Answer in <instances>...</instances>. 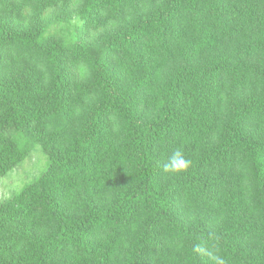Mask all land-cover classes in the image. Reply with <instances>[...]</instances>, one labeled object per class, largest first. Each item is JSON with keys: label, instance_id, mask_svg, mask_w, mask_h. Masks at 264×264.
Listing matches in <instances>:
<instances>
[{"label": "trees", "instance_id": "16d2710c", "mask_svg": "<svg viewBox=\"0 0 264 264\" xmlns=\"http://www.w3.org/2000/svg\"><path fill=\"white\" fill-rule=\"evenodd\" d=\"M36 148L0 264H264V0H0V180Z\"/></svg>", "mask_w": 264, "mask_h": 264}, {"label": "rangeland", "instance_id": "374dc122", "mask_svg": "<svg viewBox=\"0 0 264 264\" xmlns=\"http://www.w3.org/2000/svg\"><path fill=\"white\" fill-rule=\"evenodd\" d=\"M47 160L40 148L24 161V163L13 169L3 179L0 180V202L7 199L13 193H17L21 188L32 182L41 172Z\"/></svg>", "mask_w": 264, "mask_h": 264}, {"label": "clouds", "instance_id": "9594fccd", "mask_svg": "<svg viewBox=\"0 0 264 264\" xmlns=\"http://www.w3.org/2000/svg\"><path fill=\"white\" fill-rule=\"evenodd\" d=\"M82 71H87L84 66H81ZM191 166V160L187 159L180 148H176L167 161L162 165L163 172L169 174H180ZM220 237L215 233H210L208 240L193 245V251L204 255L208 258L211 264H226L224 258L219 255L218 242Z\"/></svg>", "mask_w": 264, "mask_h": 264}]
</instances>
